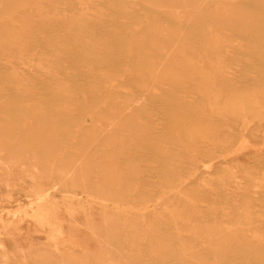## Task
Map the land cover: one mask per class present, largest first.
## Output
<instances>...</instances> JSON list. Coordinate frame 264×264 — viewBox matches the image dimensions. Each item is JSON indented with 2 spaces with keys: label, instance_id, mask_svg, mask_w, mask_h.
<instances>
[{
  "label": "rangeland",
  "instance_id": "obj_1",
  "mask_svg": "<svg viewBox=\"0 0 264 264\" xmlns=\"http://www.w3.org/2000/svg\"><path fill=\"white\" fill-rule=\"evenodd\" d=\"M0 264H264V0H0Z\"/></svg>",
  "mask_w": 264,
  "mask_h": 264
},
{
  "label": "bare ground",
  "instance_id": "obj_2",
  "mask_svg": "<svg viewBox=\"0 0 264 264\" xmlns=\"http://www.w3.org/2000/svg\"><path fill=\"white\" fill-rule=\"evenodd\" d=\"M71 59V58H70ZM68 82V81H67Z\"/></svg>",
  "mask_w": 264,
  "mask_h": 264
}]
</instances>
